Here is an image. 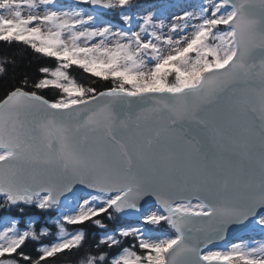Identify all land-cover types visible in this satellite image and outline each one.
I'll return each mask as SVG.
<instances>
[{
  "label": "snow or ice",
  "instance_id": "snow-or-ice-1",
  "mask_svg": "<svg viewBox=\"0 0 264 264\" xmlns=\"http://www.w3.org/2000/svg\"><path fill=\"white\" fill-rule=\"evenodd\" d=\"M0 43V264H264V0H0Z\"/></svg>",
  "mask_w": 264,
  "mask_h": 264
},
{
  "label": "trees",
  "instance_id": "trees-1",
  "mask_svg": "<svg viewBox=\"0 0 264 264\" xmlns=\"http://www.w3.org/2000/svg\"><path fill=\"white\" fill-rule=\"evenodd\" d=\"M170 1V0H164ZM0 55H16L18 60V67L16 68L17 75L22 73H28L29 75H33L35 73L34 65L30 66L28 63V58L26 54L19 52L16 48H8L4 44L0 43ZM90 231H94L91 230ZM66 264H72L71 259L66 261Z\"/></svg>",
  "mask_w": 264,
  "mask_h": 264
},
{
  "label": "rangeland",
  "instance_id": "rangeland-1",
  "mask_svg": "<svg viewBox=\"0 0 264 264\" xmlns=\"http://www.w3.org/2000/svg\"><path fill=\"white\" fill-rule=\"evenodd\" d=\"M152 3H166V2H163L161 0H154ZM167 3H175V0H173L172 2L171 1L170 2H167ZM171 10L172 11H178V9H175V8H173Z\"/></svg>",
  "mask_w": 264,
  "mask_h": 264
},
{
  "label": "water",
  "instance_id": "water-1",
  "mask_svg": "<svg viewBox=\"0 0 264 264\" xmlns=\"http://www.w3.org/2000/svg\"><path fill=\"white\" fill-rule=\"evenodd\" d=\"M231 238V237H230Z\"/></svg>",
  "mask_w": 264,
  "mask_h": 264
}]
</instances>
